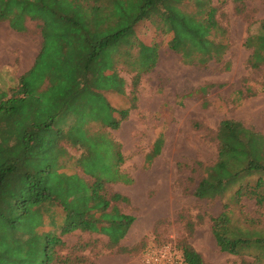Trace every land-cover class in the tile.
Here are the masks:
<instances>
[{"label":"trees","instance_id":"obj_1","mask_svg":"<svg viewBox=\"0 0 264 264\" xmlns=\"http://www.w3.org/2000/svg\"><path fill=\"white\" fill-rule=\"evenodd\" d=\"M217 11L213 0H0V23L19 33H28L33 23L41 36L31 68L14 86L0 88V264L68 262L59 253L63 237L75 231L105 235L110 247L127 251L120 241L135 217L116 205L129 198L107 197L104 190L109 182L132 179L119 170L120 144L91 131L90 124L117 129L136 107L140 81L158 58L157 44L138 37L139 24L147 22L165 36L184 64L204 66L221 61L229 47ZM244 46L250 50L248 66L263 68L264 19ZM119 64L133 73L131 105L124 109L103 94H125ZM212 86L199 92L205 95ZM216 140L215 162L191 166L194 196L214 200L236 187L234 202L249 198L264 211V135L225 118ZM162 146L159 134L145 155L146 165ZM71 147L79 151L76 158ZM72 159L90 179L69 171ZM208 219L222 251L241 255L253 247L254 260L243 264L262 263L264 233L235 230L227 204ZM179 251L186 264H208L187 243Z\"/></svg>","mask_w":264,"mask_h":264},{"label":"rangeland","instance_id":"obj_2","mask_svg":"<svg viewBox=\"0 0 264 264\" xmlns=\"http://www.w3.org/2000/svg\"><path fill=\"white\" fill-rule=\"evenodd\" d=\"M213 2L228 37L229 47L221 61L204 66L184 64L180 55L167 46L166 37L143 22L137 27V35L157 44L158 58L155 67L140 81L136 107L117 129L90 124L91 131H101L120 144L123 161L119 170L132 179L128 184L109 182L104 190L107 197L120 193L129 198V203L116 205L121 212L135 217L120 241L127 251L110 247L105 235L75 231L63 237L65 246L59 253L70 261L58 264H146L143 254L147 251H159L165 246L179 250L186 243L208 264H243L254 260L258 251L253 247L241 255L222 251L208 218L218 215L223 204H227L235 230L264 233V211L249 198L234 202L236 187L214 200L196 198L191 166L194 161L215 162L216 132L222 119L238 120L264 135V67L248 66L250 50L244 46L246 36L255 33L259 21L264 19V0ZM29 27L28 33H15L6 22L0 23V67L4 69L0 88L16 84L20 73L14 62L27 47L34 45L37 51L41 36L33 23ZM117 72L124 79L125 94H103L113 107L124 109L131 105L133 73L123 64L117 66ZM209 84L213 86L202 95L199 88ZM159 134L163 139L161 151L146 165L145 155ZM69 151L73 158L79 154L72 147ZM68 169L90 179L74 164V159Z\"/></svg>","mask_w":264,"mask_h":264},{"label":"built area","instance_id":"obj_3","mask_svg":"<svg viewBox=\"0 0 264 264\" xmlns=\"http://www.w3.org/2000/svg\"><path fill=\"white\" fill-rule=\"evenodd\" d=\"M146 264H186L181 257L180 251L165 246L162 250H149L143 254Z\"/></svg>","mask_w":264,"mask_h":264},{"label":"crops","instance_id":"obj_4","mask_svg":"<svg viewBox=\"0 0 264 264\" xmlns=\"http://www.w3.org/2000/svg\"><path fill=\"white\" fill-rule=\"evenodd\" d=\"M12 31L15 33H19V32H16L14 30H12ZM40 43H41V38H40V41L38 43L39 45L37 47V51L34 50V45H29L27 47V49L25 50V52L17 59V62L15 60L14 64L15 65L17 64V66H15V69L19 70L20 75H22L23 73L28 71L31 68V66L33 65L35 58H36V56L39 52V49H40ZM2 68L3 67H0V70Z\"/></svg>","mask_w":264,"mask_h":264}]
</instances>
